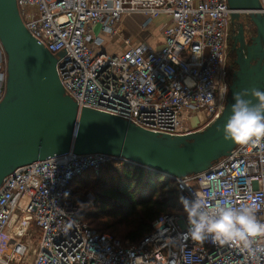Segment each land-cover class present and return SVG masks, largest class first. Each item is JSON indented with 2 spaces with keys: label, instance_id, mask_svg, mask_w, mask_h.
<instances>
[{
  "label": "built area",
  "instance_id": "obj_1",
  "mask_svg": "<svg viewBox=\"0 0 264 264\" xmlns=\"http://www.w3.org/2000/svg\"><path fill=\"white\" fill-rule=\"evenodd\" d=\"M260 14L264 15V0ZM30 35L58 57L65 94L79 110L107 113L152 132L185 136L219 119L229 97L227 69L231 11L228 0H16ZM140 29L168 17L163 42L125 43L117 54L104 37L117 35L124 17ZM100 26V33L95 27ZM8 58L0 41V103L7 91ZM196 117L203 129L193 131ZM107 155L54 156L17 169L0 187V264H264V237L195 240L181 215L155 220L140 242L123 244L92 230L80 217L73 181L99 175ZM153 173V172H151ZM173 182L184 197L198 193L208 205H255L264 222V138L239 143L203 173ZM37 242L32 247V235Z\"/></svg>",
  "mask_w": 264,
  "mask_h": 264
},
{
  "label": "water",
  "instance_id": "obj_2",
  "mask_svg": "<svg viewBox=\"0 0 264 264\" xmlns=\"http://www.w3.org/2000/svg\"><path fill=\"white\" fill-rule=\"evenodd\" d=\"M232 26L243 14L256 29L244 43L240 25L237 67L226 107L205 130L171 136L140 128L119 117L79 110L61 85L58 57L27 31L16 0H0V41L8 58L7 91L0 103V187L17 169L54 156L107 155L114 162L163 175L171 180L208 171L239 144L222 131L231 115L233 95L243 89L264 91V15L259 0H228ZM252 98V97H247ZM255 100V98H252Z\"/></svg>",
  "mask_w": 264,
  "mask_h": 264
},
{
  "label": "trees",
  "instance_id": "obj_3",
  "mask_svg": "<svg viewBox=\"0 0 264 264\" xmlns=\"http://www.w3.org/2000/svg\"><path fill=\"white\" fill-rule=\"evenodd\" d=\"M246 21L251 33H256L248 15ZM240 25L245 24L234 26ZM72 187L83 209L81 219L97 233H111L123 244L140 242L160 217L185 211L180 200L183 195L173 180L125 164L101 168L98 176L88 170L73 181ZM83 191L84 195L93 194V206L84 195L80 197Z\"/></svg>",
  "mask_w": 264,
  "mask_h": 264
},
{
  "label": "clouds",
  "instance_id": "obj_4",
  "mask_svg": "<svg viewBox=\"0 0 264 264\" xmlns=\"http://www.w3.org/2000/svg\"><path fill=\"white\" fill-rule=\"evenodd\" d=\"M255 98H247V97ZM231 115L223 128L225 140L239 143L264 138V91L243 89L233 95ZM195 199L180 198L188 214V233L195 240L210 237L214 241H239L245 247L264 237V222L257 219L255 205L232 207L222 204L208 206L195 193Z\"/></svg>",
  "mask_w": 264,
  "mask_h": 264
},
{
  "label": "rangeland",
  "instance_id": "obj_5",
  "mask_svg": "<svg viewBox=\"0 0 264 264\" xmlns=\"http://www.w3.org/2000/svg\"><path fill=\"white\" fill-rule=\"evenodd\" d=\"M246 16H247V14H243L240 22L244 23L245 25H248L247 27L249 28V24L246 21ZM127 20H128L129 25H132V27L134 28L133 30L136 31V32H132V31L127 32L128 33L127 37L131 36V37H133L132 39L135 41L131 40L130 38H124V37L120 38L121 37L120 32L117 34L118 36L115 35L112 37V36L106 35V37L104 38V40H105L104 49L106 50V52L108 54L113 55V54L120 53L122 50H124L126 48L125 43L127 41H130L132 46L138 45V44L143 43V42H152V40L154 39V36L157 35L159 32V29L156 27H151L149 30H141L139 27L141 19H139V17H129V19H125V21H127ZM160 20L164 22V21H168L170 19L168 17H161ZM137 24H139V25L137 26ZM231 29L232 28H231V24H230L229 30H231ZM247 29H245V30H247ZM96 33L99 34V28L96 29ZM131 41H133V42H131ZM227 53H228V49H227ZM227 69H229L228 57H227ZM190 122H191V125H188V126H189V128L194 129L193 131L203 129V126L198 125L199 121L196 117L192 118L190 120ZM84 192L85 191L81 192L80 197H82L84 195ZM83 198L86 199L91 206H93V204H94L93 194L87 193L86 195L83 196ZM181 216H184L186 218V220H188V214L186 211H182ZM108 234L111 235V233H108ZM31 238H32V247L34 248L36 245V242H37V234L33 233Z\"/></svg>",
  "mask_w": 264,
  "mask_h": 264
},
{
  "label": "flooded vegetation",
  "instance_id": "obj_6",
  "mask_svg": "<svg viewBox=\"0 0 264 264\" xmlns=\"http://www.w3.org/2000/svg\"><path fill=\"white\" fill-rule=\"evenodd\" d=\"M247 26L248 25H243V27H244V43L246 46H250L252 44V39L256 36V33H254V34L251 33L252 30L250 29V27L248 28ZM231 28L232 29L230 30V36L228 39V59H229V69L228 70H229V76L232 80V76L237 69V67L235 65V61L237 60L238 50L241 48V45H240V43H238L236 45L235 41L233 40V37L237 36L240 28L238 26H231ZM245 29H247V30H245ZM255 32H256V29H255Z\"/></svg>",
  "mask_w": 264,
  "mask_h": 264
},
{
  "label": "crops",
  "instance_id": "obj_7",
  "mask_svg": "<svg viewBox=\"0 0 264 264\" xmlns=\"http://www.w3.org/2000/svg\"><path fill=\"white\" fill-rule=\"evenodd\" d=\"M124 19V20H123ZM122 20H121V22H120V24H119V26L117 27V34L120 32V35H121V37L120 38H130L131 40H133L132 38L133 37H131V36H128L127 37V32H129V31H132V32H136V31H134L133 29V27H132V25H129V23H128V20L127 21H125V19H129V16L128 17H125V18H123ZM139 19H141V18H139ZM166 22V21H165ZM163 21H161L160 20V18L159 19H157L156 20V25L154 26V27H156V28H158L159 29V32H158V34L157 35H155L154 36V39L152 40V42H149V43H151L154 47H159L160 45H161V43L163 42V39H162V37H161V32H160V29H161V27H162V25H163ZM139 24H137V26H138ZM97 28H99V33H100V26H96L94 29H95V32H96V29ZM138 28V27H137ZM139 29V28H138ZM98 34V33H97ZM118 36V35H117ZM106 37V36H105ZM104 37V38H105ZM133 41H135V40H133ZM133 41H131V42H133ZM105 45V44H104ZM139 45V44H138ZM135 46V45H134Z\"/></svg>",
  "mask_w": 264,
  "mask_h": 264
}]
</instances>
